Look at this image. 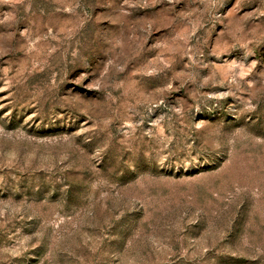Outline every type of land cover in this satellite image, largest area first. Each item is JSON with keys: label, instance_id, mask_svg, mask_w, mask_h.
<instances>
[{"label": "rangeland", "instance_id": "rangeland-1", "mask_svg": "<svg viewBox=\"0 0 264 264\" xmlns=\"http://www.w3.org/2000/svg\"><path fill=\"white\" fill-rule=\"evenodd\" d=\"M0 264H264V0H0Z\"/></svg>", "mask_w": 264, "mask_h": 264}]
</instances>
